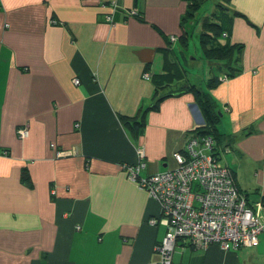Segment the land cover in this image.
Instances as JSON below:
<instances>
[{
	"label": "crops",
	"instance_id": "1",
	"mask_svg": "<svg viewBox=\"0 0 264 264\" xmlns=\"http://www.w3.org/2000/svg\"><path fill=\"white\" fill-rule=\"evenodd\" d=\"M110 1L0 0V264L157 263L166 227L148 219L160 206L122 164L140 147L141 176L174 168L172 153L205 125L185 90L148 110L133 136L120 116L150 105L157 86L211 94L230 143L224 165L253 208L264 202V0L225 1L220 38L241 46L230 63L239 71L226 77L203 56L192 80L176 54L186 0ZM171 264H264V231L229 250L179 238Z\"/></svg>",
	"mask_w": 264,
	"mask_h": 264
},
{
	"label": "built area",
	"instance_id": "2",
	"mask_svg": "<svg viewBox=\"0 0 264 264\" xmlns=\"http://www.w3.org/2000/svg\"><path fill=\"white\" fill-rule=\"evenodd\" d=\"M110 6L115 9L116 1L111 0ZM128 14L138 13L132 8ZM106 19L110 20L111 15H106ZM143 77L148 79L149 74L144 73ZM73 82L79 80L75 78ZM26 132L23 127L17 129L21 136ZM214 146L211 135L192 130L184 149L172 153L174 168L141 176L145 162L140 147L136 148V162L122 164L128 177L160 206L159 216L148 219L149 224L160 222L166 227L162 240L154 246L159 256L156 264H171L179 238L203 249L216 244L229 250L257 245L259 234L264 231V202H258L256 208L248 203L230 168L219 163ZM228 150V146L222 149ZM0 154L7 155L8 150L0 148Z\"/></svg>",
	"mask_w": 264,
	"mask_h": 264
},
{
	"label": "trees",
	"instance_id": "3",
	"mask_svg": "<svg viewBox=\"0 0 264 264\" xmlns=\"http://www.w3.org/2000/svg\"><path fill=\"white\" fill-rule=\"evenodd\" d=\"M187 6L180 18V24L182 26V34L178 37L181 43L185 46L186 32H185V21L188 16H193L196 8L201 4L203 0H186ZM227 0H221L217 2V8L213 10L212 14H218L217 20H210L205 18L202 21V29L200 31V44L203 56L210 60L211 62L218 63V68L224 67L227 70V76L233 75L236 71H239L238 67H232L230 65L231 60L238 57L240 53L241 46L239 44H232L221 41V35L224 32V26L221 23L222 14L228 11L225 4ZM235 13V12H234ZM235 14H240L236 12ZM171 40V39H170ZM238 59V58H237ZM176 71H174L175 73ZM178 75V74H175ZM220 80L217 76H213L208 80V87L215 86ZM167 86V84L165 85ZM164 86H157L152 95L153 101L150 105L139 108L138 112L131 117L120 116V121L122 124L130 131L133 136H138L144 128L145 125V115L148 110H156L159 107L161 100L169 95H178L187 91H192L194 94V99L198 105L204 119L205 125L199 128H195L196 133L211 135L215 140L214 154H218V150H222L227 147L230 143L226 141V136L219 133L216 128V124L220 118V110L216 108L215 100L209 92H204L199 87L195 85H185L180 86L175 90H167L165 93H159L158 89H163ZM27 174L22 176L23 180H27Z\"/></svg>",
	"mask_w": 264,
	"mask_h": 264
},
{
	"label": "rangeland",
	"instance_id": "4",
	"mask_svg": "<svg viewBox=\"0 0 264 264\" xmlns=\"http://www.w3.org/2000/svg\"><path fill=\"white\" fill-rule=\"evenodd\" d=\"M219 0H203L201 4L194 11L193 16H188L185 21V29L188 33V47L185 50L184 45L182 46V53L176 51L178 55V60L183 64V66L188 69V75L197 77L202 72L201 62L206 63L207 61L203 58L200 44V31L202 29V21L205 18L210 20L218 21V14H212L213 10L217 8V2ZM212 18V19H211ZM203 66V64H202ZM198 74H191V71ZM194 74V75H193ZM218 161L220 164L224 165L226 160L229 159L230 154L228 151L218 150Z\"/></svg>",
	"mask_w": 264,
	"mask_h": 264
}]
</instances>
